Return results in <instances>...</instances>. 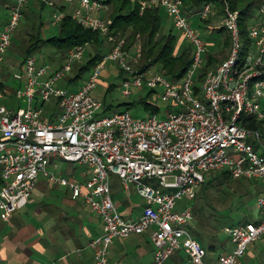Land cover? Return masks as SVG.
Masks as SVG:
<instances>
[{
    "label": "built area",
    "instance_id": "2783aa9c",
    "mask_svg": "<svg viewBox=\"0 0 264 264\" xmlns=\"http://www.w3.org/2000/svg\"><path fill=\"white\" fill-rule=\"evenodd\" d=\"M30 1L16 0L10 9L0 33V62ZM36 1L54 7L50 0ZM63 1L75 3L69 12L72 19L105 36L111 51L75 90L61 84L81 64L84 47L70 50L58 71L30 57L22 72L14 75L20 86L14 91L0 89V221L9 222L29 203L38 177L44 174L50 182L68 188L73 200H82L103 222V234L90 244L94 264H108L115 240L148 231H153L155 246L152 264H166L176 252H183L189 264H206L205 249L188 229L193 210L177 211V202L194 199L209 173L224 171L233 180H264V4L250 27L251 46L244 58L239 12L225 9L221 27L230 37L228 56L196 85L208 45L183 13L180 0H139L141 11L164 7L193 49L191 67L178 81L152 73L154 68L139 73L141 46L131 54L125 39L109 35L111 21L93 17L107 11L108 5L100 0ZM211 13V6H206L196 17L206 20ZM65 16L55 14L53 20L58 23ZM109 61L125 74V97L149 88L174 111L165 110V119L156 115L136 119L128 111L100 115L102 103L93 91ZM14 98L26 101L24 111H14ZM52 102L53 114L43 118V106ZM243 116L261 122L262 130L243 127ZM53 158L85 166L89 178L81 183L47 172ZM114 177L125 190L134 187L141 198L144 207L138 219L126 221L117 211L111 189ZM256 207L263 214L257 223L226 229L234 248L219 256L216 264H246L248 246L264 238V195L256 200Z\"/></svg>",
    "mask_w": 264,
    "mask_h": 264
},
{
    "label": "crops",
    "instance_id": "0c3cea01",
    "mask_svg": "<svg viewBox=\"0 0 264 264\" xmlns=\"http://www.w3.org/2000/svg\"><path fill=\"white\" fill-rule=\"evenodd\" d=\"M14 2L15 0H0V9L9 12ZM217 29L218 26L205 24V30L210 34L211 39L219 41L215 48L208 43L212 54L219 53L217 52L219 48L224 49ZM182 41L183 38H180L178 49ZM104 72L102 75L106 76ZM5 78L1 74L0 82ZM4 86L6 90H15L11 89L6 81ZM56 160L55 158L50 160L46 168L47 172L55 174L51 167L57 169ZM79 166L83 168L79 171L73 168L67 177L65 173L61 174V177L85 182L89 178V171L85 166ZM111 189L112 199L122 218L126 221L138 219L144 207L142 200L137 204L125 200V193L127 197L137 195L135 188L125 190L115 178L111 180ZM259 193L256 199L264 195V183L259 187ZM182 209L176 207L177 211ZM255 210L254 217L243 218L250 220V223H257L261 219V213L257 207ZM192 222L188 225L189 230L193 229ZM103 229V222L89 206L82 200H73L68 188L64 192L61 191L60 185L50 182L47 176L40 174L29 203L15 212L9 222L0 221V264H94V251L90 244L103 234ZM152 232L115 240L109 248L108 264H152L155 252ZM214 239L209 236L205 245V247L212 246L206 255V264H216L219 256L230 253L234 248V246L231 248L221 246L223 251L215 256L212 252L215 249ZM243 261L246 264H264V238L248 246ZM166 264H189V262L185 254L180 252Z\"/></svg>",
    "mask_w": 264,
    "mask_h": 264
},
{
    "label": "trees",
    "instance_id": "16d2710c",
    "mask_svg": "<svg viewBox=\"0 0 264 264\" xmlns=\"http://www.w3.org/2000/svg\"><path fill=\"white\" fill-rule=\"evenodd\" d=\"M60 1V0H59ZM63 1V0H61ZM106 5L110 6L111 13L109 15L111 25L109 27V35L116 39H125L127 49L130 50L138 45L141 46V60L139 65L136 67L139 73L147 71L149 68L157 67L160 73H163L170 80H181L192 64V53L193 49L191 46L186 45L178 49L179 38L173 34L174 26L167 32L164 33L163 29V18L160 14V7H147L144 11H141L139 1L134 0H101ZM182 4V10L185 15L190 19L196 17V14L200 12L206 6H211L212 13L206 20H201L206 25L213 22V19L222 21L225 13V9L228 8L232 12H239V29L241 34V40L243 42L241 56L244 58L251 46L248 33L250 27L259 19V11L264 4V0H180ZM29 3H33L32 8H39L41 11L45 10L47 5L42 2L31 0ZM28 3V4H29ZM27 4V5H28ZM26 5V6H27ZM25 6V7H26ZM27 6L22 12V17L29 20L28 14L32 8ZM54 12L65 11L66 7L60 4L54 7H50ZM31 9V10H30ZM66 16L60 22L56 23L59 27V32L56 36L45 39L43 37L42 28L44 24L40 21L35 23L31 21L30 25H26V29L22 32H15L16 38L20 39L18 52L20 58L15 61V67H18L19 73L22 72L25 61L30 57L40 52L43 46H51L59 50L61 60L67 57L70 50L77 47H84L85 53L84 58L81 62V66L77 69V72L73 77H69L64 87L70 88L75 87L77 82H83L92 73L94 68L103 62L110 51L111 46L107 42L105 36H101L99 33L92 32L80 25H78L71 17L70 13L65 14ZM29 23V21H28ZM252 24V25H251ZM219 35L226 34L225 39L222 42L223 48L227 49L230 47V37L226 30L222 27L217 29ZM208 52L205 55L203 66L196 75V85L200 84L206 73L212 69L218 67L223 61H219L216 55L210 52L208 41ZM137 43H139L137 45ZM12 43L10 48H12ZM91 51H88L89 48ZM6 55V54H5ZM36 58V57H35ZM5 61V56L3 57ZM118 69V68H117ZM120 76L124 79V72L118 69ZM18 83V82H17ZM20 86L18 83L17 88ZM0 89L6 91L5 86L0 82ZM151 93H155L152 91ZM150 93V95H151ZM198 93V92H197ZM156 95V94H155ZM146 107L153 108V113H159L160 109L154 105L146 104ZM109 107H105L102 104V110L100 115ZM168 107V111H172ZM166 109V110H167ZM127 111L126 109L121 112ZM120 113V112H117ZM112 115V114H111ZM103 116V115H102ZM109 116V115H108ZM240 124L247 129L262 130V123L257 121L252 116H243ZM219 175L225 180H233L227 172H216L209 173L203 184H210ZM242 180V179H241ZM248 181V180H244ZM256 182V181H249ZM3 182L0 180V185ZM202 184V185H203ZM201 185V186H202ZM197 197V195H196ZM196 197L194 199H196ZM194 215V214H193ZM194 219V218H193ZM250 223V220L242 218L236 225H242ZM235 226V225H234ZM233 227V226H232ZM192 236L197 240L199 239L202 244L206 245L209 236L204 235L202 232L190 229ZM211 237V236H210ZM206 254L212 249V246L203 247ZM180 252H176L174 255ZM173 255V256H174ZM173 256L169 259L171 260ZM178 258V256H177ZM181 259V258H178ZM168 260V261H169Z\"/></svg>",
    "mask_w": 264,
    "mask_h": 264
},
{
    "label": "rangeland",
    "instance_id": "374dc122",
    "mask_svg": "<svg viewBox=\"0 0 264 264\" xmlns=\"http://www.w3.org/2000/svg\"><path fill=\"white\" fill-rule=\"evenodd\" d=\"M16 1V0H15ZM101 1V0H100ZM139 1V0H134ZM50 2L54 3V6L57 4L66 7L65 11H56L54 12L52 8L47 7L45 10L41 11L38 7L32 8L33 3L28 4L29 7L32 8L30 13L28 14L29 20L22 17L19 26L16 32H22L26 29V25H30L31 21L37 24L40 21L44 24L45 28H42V34L45 39L56 36L59 32V27L56 23H54L53 15L55 14H68L72 11L74 4H64V1L59 0H50ZM15 3V2H14ZM13 3V5H14ZM27 5V6H28ZM46 5V4H45ZM111 9L108 5V10L104 12H100L98 14H94L93 17L102 20L104 22H109ZM160 14L163 18V29L164 33H167L172 28V21L169 18L167 11L164 7H160ZM10 11L6 12L4 9H0V32L5 27L4 25L9 21ZM29 21V23H28ZM191 23L195 29H197L201 37L208 43L215 47L218 46V40L211 39L210 34L205 30V23L200 20L199 17H194L191 19ZM212 27H221V21L213 19V22L210 24ZM252 25V24H251ZM207 26V25H206ZM173 34L182 39V35L180 31L176 28L173 29ZM226 34H221V42L225 39ZM216 39V38H215ZM178 42V44H179ZM12 48H9L6 55L5 61L0 62V75H4L6 78L2 82L3 84L8 83V86L11 89H17L18 83L14 80V75L19 73L18 67H15V61L20 58V54L18 52L20 39L16 38V35L12 37ZM139 43H137L138 45ZM181 46L189 45L184 39L181 42ZM209 44V45H210ZM190 46V45H189ZM222 46V45H221ZM229 48L227 49H218L216 53V57L219 61H223L227 58L229 53ZM90 47L88 51H91ZM135 50V47L131 48L129 51L132 54ZM225 50V51H224ZM60 52L57 48L51 46H43L40 52H38L35 57L45 64L49 65L52 71H58L65 63L66 59L61 60ZM205 58V56H204ZM80 64H77L73 67L72 72L67 74L69 77H73L77 72V69L80 67ZM104 74L101 75L98 85L96 89L93 91V96L99 102H101L105 107H109L103 116L114 114L117 112L124 111L125 109L136 119H143L147 116L156 115L159 119H165V110L170 107L167 103H164L160 97L156 96V93H151V89L144 88L143 90H138L134 92L130 97H125L123 94V78L120 76L119 71L117 69V65L114 62H106L104 67ZM152 73H160L159 69L155 67L152 70ZM7 79V80H6ZM65 80L61 84L64 86ZM81 82H77L75 87L68 88L69 90H75L77 86H79ZM17 85V86H16ZM151 93V95H150ZM152 104L160 109L159 113H153V108L146 107V104ZM54 102L47 103L43 106V118H50L54 112ZM12 105L14 111L18 108L20 111H24L27 107L25 100H12ZM172 111L173 108H170ZM236 157V156H235ZM57 169L51 167L56 176H61V174H67L75 168L77 171L82 169L83 167L77 164H68L60 159H57ZM218 177L212 181L210 184H203L198 192L196 199L182 198L177 202V208L182 209L186 207H190L193 210L194 221L192 222V226L194 230L202 232L206 236L214 237L215 249L212 250L215 256H218L222 251V247L231 248L233 245L229 240L226 229L231 228L236 225L242 218L245 217H254L256 215V198L259 196V187L263 185V180L258 182H249L244 180L232 181L225 180L217 175ZM42 178V177H41ZM112 179H115L112 178ZM52 185V184H51ZM61 191H66L67 188L65 186L60 185ZM164 192H168L164 190ZM125 200L130 201L131 203H139L140 198L137 195L127 197L125 193ZM137 213V210L135 211ZM261 218L263 214H260ZM213 240V239H211ZM202 247L205 245L202 244L200 240H197ZM211 244V243H209ZM222 246V247H221ZM111 247V246H110Z\"/></svg>",
    "mask_w": 264,
    "mask_h": 264
}]
</instances>
